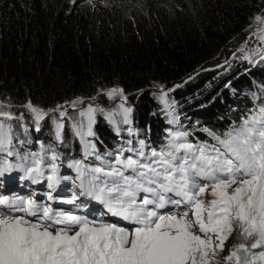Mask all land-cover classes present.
<instances>
[{
    "label": "trees",
    "instance_id": "16d2710c",
    "mask_svg": "<svg viewBox=\"0 0 264 264\" xmlns=\"http://www.w3.org/2000/svg\"><path fill=\"white\" fill-rule=\"evenodd\" d=\"M78 2L0 0V101L60 110L78 98L123 89L143 132L123 136L121 144L137 149L143 141L144 150H160L176 131L191 133L196 143L214 142L205 129L222 135L264 105V67L251 70L245 58L264 0H106L107 14ZM175 85L182 87L169 91ZM157 86L174 102L178 123L161 117ZM59 117L69 126L67 117ZM5 123L15 151L44 143L59 150L54 125H30L29 141L19 123ZM66 131L63 140L73 155L84 145L71 127ZM111 133L110 126L100 127L91 147L114 150ZM252 242L237 228L226 246Z\"/></svg>",
    "mask_w": 264,
    "mask_h": 264
},
{
    "label": "snow or ice",
    "instance_id": "6c2138e0",
    "mask_svg": "<svg viewBox=\"0 0 264 264\" xmlns=\"http://www.w3.org/2000/svg\"><path fill=\"white\" fill-rule=\"evenodd\" d=\"M256 21L264 25V17ZM254 35L264 40V27ZM176 87L182 85L169 91ZM106 95L122 97L121 122L130 124L132 108L125 107L123 89L112 88ZM166 97L161 86L159 98L172 117L169 123H178L171 111L174 102ZM83 102L72 101L71 107ZM26 107L37 122L48 115L31 101ZM98 110L103 111L89 104L80 112L87 116L89 136L94 135ZM55 111L67 114L59 108ZM115 114L107 113L113 123ZM0 117L16 118L4 111ZM56 127L59 132L63 125ZM205 131L215 143H192L189 133L176 131L159 151L146 154L140 141L137 149H121L107 167L82 161L72 165L82 195L102 203L118 222L57 212L32 198L0 196V264H220L215 257L237 228L253 242L250 247L235 246L224 257L225 264H264V250L251 251L264 248V106L222 135ZM77 133L83 136L79 127ZM10 144L11 128L0 123V151L12 155ZM124 151L134 152L135 158L125 157ZM39 164L33 160L34 166L24 169L26 178L38 182L43 176ZM22 167L0 159V177ZM50 169L47 179L54 188L59 180L57 165L52 163ZM48 198L54 199L51 192ZM77 199L74 196L67 203L76 204Z\"/></svg>",
    "mask_w": 264,
    "mask_h": 264
},
{
    "label": "rangeland",
    "instance_id": "374dc122",
    "mask_svg": "<svg viewBox=\"0 0 264 264\" xmlns=\"http://www.w3.org/2000/svg\"><path fill=\"white\" fill-rule=\"evenodd\" d=\"M77 1H79L78 3L80 4V6H83L87 10H96L100 13L107 14L108 5H107L106 0H77ZM96 11H93V12H96ZM260 27H264V25H260L257 23V29ZM136 30H137V26H134L133 29H131L130 31L133 34L136 32ZM254 37L255 39L252 40V42L248 45L246 49V52H245V55L247 57L246 60L249 63H252L253 67L251 68V70L252 69L253 70L263 69L264 67V40L259 39L257 35H255ZM107 91L108 90H103L98 94V95L105 94L101 99H99L98 95L93 96V97L78 98V99H82L84 102L82 104H77L75 108L70 106V107L60 109V111H65L67 113L64 117H67L69 120L68 121L69 126L66 124L65 126L62 127V130L64 132L57 131L56 125L57 123H59L57 119L60 118L58 111H55V110L44 111L48 113V115L45 117L46 120H44L43 122H37L35 120L34 115L28 110L27 107L25 108L24 106H13L10 104H6L2 101H0V105H2V107H0V111L10 112L12 116L16 118L9 119L7 117H0V123H3L6 129H7L8 124H6L5 122L7 120L19 123L22 129L21 131L22 136L27 138V140L29 141L31 140V136H32V132L29 133V130H28L29 126L37 125L38 127L42 129V128H45L44 126H46L47 123L54 125L52 132L55 134L56 140L65 139L64 136L65 134H67L66 127H69V128L71 127L72 130H74L73 133H75L78 138H81L87 141V139H93L94 136L87 135L88 119L86 115L81 116L80 112L81 110L86 111L87 106L91 104L94 108L103 109V111L98 110L94 113V122L92 124V132L95 133L97 130L100 129V127H103V125L110 126V130L112 131L111 136H113V138H116L115 142L113 143L116 145H120L124 137H127L130 140L133 138V135H136L137 133H142L143 130L139 122L135 119V112L133 110L134 107H133V104L128 100L127 95L123 94V96L127 97V100L124 102L125 107H131L132 112L130 113L131 123L126 125L121 122L122 118H121L120 109H119V105L121 103L122 97L116 96L114 99H110L106 95ZM163 91L167 92L164 86H163ZM160 94H161V86L155 87V97L159 103L158 107H160V110L162 113L161 117L163 119L171 120L172 117L168 114L169 110L165 109L163 102L159 98ZM166 99L169 101V103H172V101L168 97V92H167ZM171 111H173V109ZM109 112L116 113L114 117L116 123H113L112 121L108 119L107 113ZM117 126L119 127V131H117ZM78 127L80 128V131L83 132V136L77 133ZM181 127L185 128L187 126L183 125ZM129 129H131L132 131H129ZM21 133L19 134L21 135ZM70 195L79 196V198H82L83 200L87 199V196H84L82 194L79 195L78 189L71 190ZM206 199H210V197H206ZM82 210H83V216H87L88 218L92 215V211L94 212L92 205H89L87 208L83 207ZM226 245L227 244L225 242L224 251L220 252L215 257V259L219 261L220 264H225L224 257H226L229 254V252L233 250L235 246H237V245H234L232 247L230 246L227 247ZM251 251L255 253L259 252L255 250H251Z\"/></svg>",
    "mask_w": 264,
    "mask_h": 264
},
{
    "label": "bare ground",
    "instance_id": "6f19581e",
    "mask_svg": "<svg viewBox=\"0 0 264 264\" xmlns=\"http://www.w3.org/2000/svg\"><path fill=\"white\" fill-rule=\"evenodd\" d=\"M248 66V65H247ZM95 98V97H94Z\"/></svg>",
    "mask_w": 264,
    "mask_h": 264
}]
</instances>
